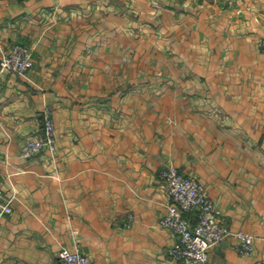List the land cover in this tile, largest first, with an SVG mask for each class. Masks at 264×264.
Listing matches in <instances>:
<instances>
[{
  "label": "crops",
  "instance_id": "0c3cea01",
  "mask_svg": "<svg viewBox=\"0 0 264 264\" xmlns=\"http://www.w3.org/2000/svg\"><path fill=\"white\" fill-rule=\"evenodd\" d=\"M264 0H0V58L33 49L27 76L0 71V264H182L160 224L167 165L197 177L229 235L210 264L264 259ZM55 121L56 151L22 145ZM134 218L130 221V216ZM190 218L194 216L190 214Z\"/></svg>",
  "mask_w": 264,
  "mask_h": 264
},
{
  "label": "built area",
  "instance_id": "2783aa9c",
  "mask_svg": "<svg viewBox=\"0 0 264 264\" xmlns=\"http://www.w3.org/2000/svg\"><path fill=\"white\" fill-rule=\"evenodd\" d=\"M264 51V34L259 41ZM33 49L23 43H15L0 58V71L9 70L27 76L34 67ZM43 129L35 138L22 145L21 156L31 158L47 149L56 151L55 121L51 109L44 110ZM159 177L166 185L169 201L160 217L161 225L170 228L176 239L169 249L170 257L182 264H210V251L229 235L239 239L237 251L250 255L255 250V235L244 230L234 231L221 218L222 211L208 194L206 186L197 177L183 172L176 165H167L160 170ZM15 192L7 193L0 187V222L13 212ZM190 214L194 219L190 218ZM134 218L130 216V221ZM57 264H94L90 254L81 248L63 246ZM264 264V259L258 263Z\"/></svg>",
  "mask_w": 264,
  "mask_h": 264
}]
</instances>
